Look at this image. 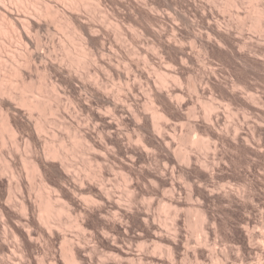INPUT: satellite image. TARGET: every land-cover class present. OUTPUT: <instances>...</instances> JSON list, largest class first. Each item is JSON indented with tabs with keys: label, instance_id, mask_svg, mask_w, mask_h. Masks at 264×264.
Listing matches in <instances>:
<instances>
[{
	"label": "rangeland",
	"instance_id": "obj_1",
	"mask_svg": "<svg viewBox=\"0 0 264 264\" xmlns=\"http://www.w3.org/2000/svg\"><path fill=\"white\" fill-rule=\"evenodd\" d=\"M0 264H264V0H0Z\"/></svg>",
	"mask_w": 264,
	"mask_h": 264
},
{
	"label": "bare ground",
	"instance_id": "obj_2",
	"mask_svg": "<svg viewBox=\"0 0 264 264\" xmlns=\"http://www.w3.org/2000/svg\"><path fill=\"white\" fill-rule=\"evenodd\" d=\"M260 15V14H259ZM7 17H9V20L10 21H15V22H18L19 24H22L23 22H24V18L22 17V16H20V15H15V14H13L11 11H8V16ZM261 17V16H260ZM258 23H260V22H258ZM260 26V25H259ZM36 56H38V57H40L41 56V54H38V55H36ZM30 102V101H29ZM31 104H32V101H31ZM154 109V108H153ZM156 110V109H155ZM155 113H157V112H155ZM154 116H156V114L154 115ZM1 119H3V118H1ZM2 122H3V120H2ZM2 125H3V128L5 129V128H7V130L9 129L8 128V125H5V124H3L2 123ZM1 125V126H2ZM3 129V130H4ZM10 131V130H9ZM14 133V132H13ZM9 134H11V133H9ZM10 137V136H9ZM5 138V137H4ZM7 139V138H6ZM13 141V140H12ZM15 142V141H14ZM3 143V142H2ZM47 209V208H46ZM50 213V212H49ZM47 218V217H46ZM199 225V224H198ZM195 228V227H194ZM195 231H196V228H195ZM200 231V230H199ZM67 255H66V258L70 261V262H75V260L77 259H74L75 257H73V255L71 254V253H66ZM67 260V261H68ZM77 261V260H76Z\"/></svg>",
	"mask_w": 264,
	"mask_h": 264
}]
</instances>
